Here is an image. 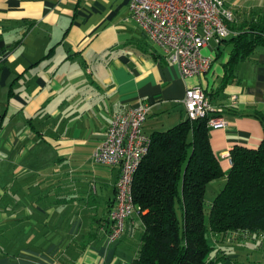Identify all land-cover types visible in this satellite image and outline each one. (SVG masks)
<instances>
[{
	"label": "crops",
	"instance_id": "0c3cea01",
	"mask_svg": "<svg viewBox=\"0 0 264 264\" xmlns=\"http://www.w3.org/2000/svg\"><path fill=\"white\" fill-rule=\"evenodd\" d=\"M129 1L0 0V264H125L135 257L129 236L142 227L138 216L105 245L119 168L93 158L117 113L151 103L142 126L150 135L183 121L186 89L201 85L226 121L208 132L224 170L236 144L255 146L264 137V43L238 53L229 69L235 33L219 44L209 40L202 52L210 70L184 79L129 19ZM224 3L234 32L264 20L262 2ZM214 247L212 264L237 261Z\"/></svg>",
	"mask_w": 264,
	"mask_h": 264
},
{
	"label": "trees",
	"instance_id": "16d2710c",
	"mask_svg": "<svg viewBox=\"0 0 264 264\" xmlns=\"http://www.w3.org/2000/svg\"><path fill=\"white\" fill-rule=\"evenodd\" d=\"M244 25L234 32L230 23L235 47L229 69L238 53L243 57L264 43V20ZM208 132L206 117H198L149 135L148 153L132 182L142 233L135 257L125 264H212L210 235L216 241L256 237L264 243V137L255 146L236 144L224 170ZM220 180L207 200V186Z\"/></svg>",
	"mask_w": 264,
	"mask_h": 264
},
{
	"label": "built area",
	"instance_id": "2783aa9c",
	"mask_svg": "<svg viewBox=\"0 0 264 264\" xmlns=\"http://www.w3.org/2000/svg\"><path fill=\"white\" fill-rule=\"evenodd\" d=\"M128 17L160 47L164 59L176 65L184 79L208 72L212 59L202 52L203 48L209 40L219 44L233 33L230 23L234 14L224 0H130ZM182 103L186 118L206 117L208 128L226 127L222 109L211 105L201 85L187 87ZM151 107V103L141 102L113 115L103 140L93 151L96 163L119 168L115 207L109 213L105 238L107 247L119 240L125 221L139 215L132 198V182L149 150L150 136L142 126Z\"/></svg>",
	"mask_w": 264,
	"mask_h": 264
},
{
	"label": "rangeland",
	"instance_id": "374dc122",
	"mask_svg": "<svg viewBox=\"0 0 264 264\" xmlns=\"http://www.w3.org/2000/svg\"><path fill=\"white\" fill-rule=\"evenodd\" d=\"M253 1L255 3H261V2L264 3V0H253ZM217 189H211L210 187H208V190L206 191V199L211 200L214 193L218 191ZM178 217L180 218L179 213H178ZM141 233H142V227H139V229L134 230V234H132L131 237L129 236L130 243L131 245L133 244V248L138 246ZM210 236H211L210 241L213 242L216 247L224 249L226 252L232 253L235 255L234 257L238 258L237 261L234 262V264H264V248L260 247L262 243L260 242L259 239H256V237H253L254 239H247V240L226 239V240L216 241L212 235Z\"/></svg>",
	"mask_w": 264,
	"mask_h": 264
}]
</instances>
